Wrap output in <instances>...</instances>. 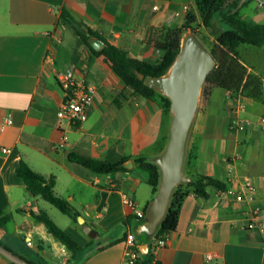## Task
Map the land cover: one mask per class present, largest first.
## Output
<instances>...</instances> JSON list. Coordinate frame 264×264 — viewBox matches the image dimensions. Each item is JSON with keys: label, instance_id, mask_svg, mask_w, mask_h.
<instances>
[{"label": "crops", "instance_id": "0c3cea01", "mask_svg": "<svg viewBox=\"0 0 264 264\" xmlns=\"http://www.w3.org/2000/svg\"><path fill=\"white\" fill-rule=\"evenodd\" d=\"M251 1L240 7V17L252 26L264 24V5L255 0L254 7ZM184 6L197 13L194 0H0V148L11 150H0V213L11 216L0 226V264H124L127 239L134 236L138 219L126 201H135L145 212L154 197L136 160L152 161L161 154L171 116L159 101L135 96L114 75L111 64L82 43L63 14L90 29L104 46L107 42L130 58L155 63L162 56L156 45L160 31L183 24L187 13L180 18L175 14ZM214 24L221 29L220 21ZM249 49L263 54L264 49L239 48L249 71L264 81V67L244 56ZM65 70L96 88L87 120L78 126L58 118L65 96L55 74ZM220 93L211 88L212 106L201 101L186 170L228 187L249 178L257 188L252 207L259 208L264 219V100L237 99L239 116L252 124L234 135L228 131L230 115ZM69 153L125 160V169L98 175L69 161ZM237 154L241 160L231 167L228 161ZM21 160L45 178L54 176L55 193L98 232L89 238L67 216L72 224L60 227L83 248L75 257L31 215L40 209L53 219L47 202L27 191L17 176ZM246 225V208L231 195L209 188L207 198L190 194L184 199L176 231L156 251L155 241L152 254L160 264H264V232Z\"/></svg>", "mask_w": 264, "mask_h": 264}, {"label": "trees", "instance_id": "16d2710c", "mask_svg": "<svg viewBox=\"0 0 264 264\" xmlns=\"http://www.w3.org/2000/svg\"><path fill=\"white\" fill-rule=\"evenodd\" d=\"M194 1L197 13L189 11L185 16L183 24L179 27H165L160 31V40L157 41L156 45L162 56L155 63H147L130 58L126 51L107 42L100 51L96 52L90 46L87 35L89 33L95 36V34L90 29L83 28L82 24L73 20V18H67L66 13L63 14V19L73 26L82 43L95 56H102L111 64V70L114 75L126 87L131 89L135 96L157 100L163 105L166 111H169V100L155 90L147 87L142 80H139L137 72L145 76L163 75L169 69L179 51L180 39L184 31L191 30L200 39L197 28L198 21L200 20L202 27L208 29V31L211 30L208 39L210 47L207 48L217 61L216 68L207 77L203 93H206V87H210L224 93L232 101H237L240 97L251 101H263V77L253 71H249L248 65L243 60L239 48L247 46L264 49V24L252 26L241 18V8L237 9L239 0H236L230 6L227 4L229 0ZM216 20L220 21L224 27L221 29L216 28L214 24ZM68 160L98 175H108L125 169L123 167L125 160L108 162L84 157L77 153H69ZM136 163L146 172L148 184L152 188L153 195H155L160 177L158 166L147 158H138ZM186 173L193 178V181L179 185L176 188L165 220L153 240L148 243V253L142 255L134 264H160L153 257V243L163 235H170L176 231L179 222L180 207L186 197L194 194L207 198L209 188H215L220 191L227 189V184L216 178L206 175L192 176L187 170ZM16 174L25 183L27 191L34 197H38L49 203L63 215L68 216L74 222L78 223L77 218L80 216L79 212L68 200L55 193L54 176L45 178L35 172L23 160L19 162L16 168ZM30 213L39 223L45 226L49 234L72 253V257H75L77 252L83 249L46 211L38 209ZM10 219L11 216L6 215L2 217L0 213V226L4 225ZM142 242L143 239H135L136 251H139V245Z\"/></svg>", "mask_w": 264, "mask_h": 264}, {"label": "water", "instance_id": "95a60500", "mask_svg": "<svg viewBox=\"0 0 264 264\" xmlns=\"http://www.w3.org/2000/svg\"><path fill=\"white\" fill-rule=\"evenodd\" d=\"M248 1L239 0L237 9ZM87 35L90 46L96 52L104 47L101 39L89 33ZM216 66L217 61L208 48L193 31L186 30L181 36L173 63L163 75L145 76L137 72L139 80L169 100L171 116L167 144L161 154L152 159L160 174L157 192L147 204L144 217L137 219L133 227L135 239H143L139 245L141 255L148 253V243L165 220L176 188L193 181L186 173L188 143L207 77ZM77 221L89 238L94 239L98 235L81 216Z\"/></svg>", "mask_w": 264, "mask_h": 264}, {"label": "built area", "instance_id": "2783aa9c", "mask_svg": "<svg viewBox=\"0 0 264 264\" xmlns=\"http://www.w3.org/2000/svg\"><path fill=\"white\" fill-rule=\"evenodd\" d=\"M264 5L263 0H258V6L262 7ZM189 10L188 6H184L182 12H177L175 14L176 18L182 17L183 13H187ZM56 42H61L59 38H55ZM160 51V50H159ZM161 53V52H160ZM56 79L59 82L61 88L63 89L65 100L58 111V118L61 121H66L69 125L78 126L87 120V109L91 106L95 94L96 88L87 84L84 78L78 77L74 71H56ZM240 105L237 104V109L235 110L234 116L230 118L228 124V131L234 135H240L243 133L248 125V120L242 119L239 116ZM6 123L10 124V118L6 119ZM261 123L264 125V118L261 119ZM65 140L59 144V147H63ZM1 152L4 154H9L11 150L6 147L0 148ZM241 160V156L237 154L233 159H230L229 165L232 167L236 165L237 161ZM257 188L255 184L249 179L244 178L237 183L236 186L228 187L225 191H220V195H231L236 202L242 204L246 208V222L247 229L258 231L260 233L264 232V219L261 216V210L259 208L252 207V203L255 200ZM126 205L138 218H143L145 212L140 210L135 201L128 199ZM168 234L163 235L160 239L155 242V251L159 248L165 247ZM127 249L125 252L124 264H134L137 259L142 255L140 251L135 249V237L130 236L127 239ZM212 256H208L211 259Z\"/></svg>", "mask_w": 264, "mask_h": 264}, {"label": "rangeland", "instance_id": "374dc122", "mask_svg": "<svg viewBox=\"0 0 264 264\" xmlns=\"http://www.w3.org/2000/svg\"><path fill=\"white\" fill-rule=\"evenodd\" d=\"M251 3H252V6H254V7L257 6V2L255 0L251 1ZM197 25H198L197 26L198 35H199L201 41L203 42V44L206 47H210L209 40H208L209 37H210V33H209L208 29L202 27L200 23L197 24ZM222 27H224V26L222 25ZM243 53H244V56H246L247 58H250V60H253L254 63L256 65H258L259 68L261 66L264 67V54H263L262 51L250 50L249 49L248 51L245 50ZM205 89H206V93H202L201 101L204 102V104H208L209 106H212V105H214L213 102H209V100H208V94L211 93V88L210 87H206ZM220 94L222 95L220 98H221V100H223V107L228 112V114L230 115V118H231L232 116H234L235 110L237 109L236 101H232L224 93H220ZM213 98H216V99L219 98L218 94L213 93ZM211 111H212V109H211ZM247 120H248V125H247V128H248V127L251 126L252 121L250 119H247ZM260 122H261V120H260ZM47 205L51 209L50 211H51V214L53 216L54 221L59 226L66 228L68 225L72 224V221L66 215H63L61 212H59L55 207H53L49 203H47ZM74 224L76 225L77 228L80 229V224L79 223L74 222ZM79 234L82 236V232L81 231H79Z\"/></svg>", "mask_w": 264, "mask_h": 264}]
</instances>
